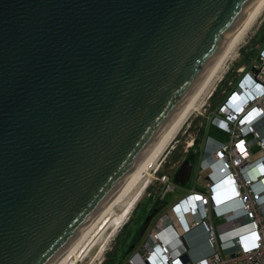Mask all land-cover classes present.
<instances>
[{
  "label": "water",
  "instance_id": "water-1",
  "mask_svg": "<svg viewBox=\"0 0 264 264\" xmlns=\"http://www.w3.org/2000/svg\"><path fill=\"white\" fill-rule=\"evenodd\" d=\"M255 1L0 0V264L52 262Z\"/></svg>",
  "mask_w": 264,
  "mask_h": 264
},
{
  "label": "built area",
  "instance_id": "built-area-1",
  "mask_svg": "<svg viewBox=\"0 0 264 264\" xmlns=\"http://www.w3.org/2000/svg\"><path fill=\"white\" fill-rule=\"evenodd\" d=\"M239 70L235 87L213 117L230 138H206L196 173L202 187L172 204L174 220H156L123 264H264V48L250 68ZM158 180L161 196L172 190L168 174ZM196 227L203 229L209 248L200 257L191 254L190 233Z\"/></svg>",
  "mask_w": 264,
  "mask_h": 264
},
{
  "label": "bare ground",
  "instance_id": "bare-ground-1",
  "mask_svg": "<svg viewBox=\"0 0 264 264\" xmlns=\"http://www.w3.org/2000/svg\"><path fill=\"white\" fill-rule=\"evenodd\" d=\"M263 10L264 0H256L239 27L228 38L225 45L216 55L199 84L173 118L145 149L139 160L101 204L99 209L85 222L67 246L49 264H75L89 251L94 249L98 243L100 247L98 250L99 254L102 253L108 242L109 236L116 234L129 216L141 194H143L142 191L147 181L145 180V184L143 183L140 189L138 188L139 190L128 202L125 209L117 213L115 211L116 206L135 189L145 176L149 175V169L158 157L167 152L172 139L190 113L203 105V101L200 104L199 101L202 100L201 98L206 94L211 83L215 82L217 75L223 69L222 67L226 64L233 52H235L237 45L246 35L253 23L256 22V19ZM209 93L210 91H208V94ZM84 247L85 249L82 251Z\"/></svg>",
  "mask_w": 264,
  "mask_h": 264
},
{
  "label": "rangeland",
  "instance_id": "rangeland-1",
  "mask_svg": "<svg viewBox=\"0 0 264 264\" xmlns=\"http://www.w3.org/2000/svg\"><path fill=\"white\" fill-rule=\"evenodd\" d=\"M263 28H264V10L258 16V18L256 19V22L253 23V25L248 30V32L243 37V39L239 42V44L236 47L235 52H233V54L228 59L226 64L222 67L223 69L217 75L215 82H213L214 84L211 83V86L207 90L206 94L201 98L202 100L199 101V104L202 103V101H203V105L201 107H199L198 109L193 110L190 113V115L187 117V119L184 121V123L182 124V126L177 131L174 138L172 139L171 145H170L169 149L167 150V152L164 155L158 157V159H156V161L153 163V165L149 169V172H150L149 175L145 176L142 179V181L138 183V185L135 187V189H133V191H131L130 194L127 195V197L116 206L115 211L117 213H119L123 209H125L128 202L132 199V197H134V195L137 193V191L143 185L144 181L145 180L147 181V183H146V185L142 191L143 194H141L140 198L136 202V204H135L134 208L132 209V211L130 212L129 216L126 218L125 223L119 228V230L116 232V234L109 236L108 242L105 245L106 252L104 253V255L99 256L100 254H99L98 250L100 247H99V243H98L94 247V249L89 251L84 257H82L79 260V261H81V264H89L92 261H94L96 264V263H98V259H102V263H103V261L107 257V254L113 249L115 239L117 238L118 234L121 233L122 229L127 224L129 219L131 217L136 216L137 213L140 212L141 205H143L145 203V201L150 197V195L148 194V192H151L149 190V188L151 186H153L154 190L152 192L158 191L160 189L161 183L159 182L158 177H160V174L162 175V173H159L162 169L161 167L170 158L171 153L179 148V146H180L179 144L183 140L190 143L192 141V137L196 136L197 133H202L201 129H202V127H204V125L206 126V129H205V137L203 138V141L208 137L212 140L219 141V142H226L229 140L230 133L228 131H226L220 124H218L217 122H214V119H213V117L216 115L215 114L217 112L216 110L224 102L226 93H224V95L222 96L223 101L219 104L218 108L213 109V110L211 109V102H210V98L208 95L211 93V91L213 94V92L217 88V85H219V83H221V75L224 76L228 71H229V74L234 71L236 74L231 76V78L229 80L230 81L229 83H231L233 81L234 77L238 76V74L240 73L239 68L241 66L244 65L246 68L251 67V65L253 64V62L257 56L256 53H255V56L250 61L241 60L242 64H240V59L242 58V51L246 52L253 45L256 38H258L257 37L258 33H260L263 30ZM255 47H257V49H258V51H256V52L258 54H260L261 50L264 48V42L263 43L262 42L257 43L255 45ZM208 91H210L209 94H208ZM212 94L210 95V97L212 96ZM204 145H205V143H204ZM204 145H203V148H204ZM183 148H186L185 144H184ZM201 156H202L201 151H199L198 153L195 154L194 172L197 171V169L199 167L198 165L200 164ZM154 169H156V172H154ZM163 173L168 174L167 172H163ZM172 184L175 186L174 190L167 191L165 194V197H164V200L168 202V206L174 204L178 199L182 198L188 192V189H190L191 187H194V185L197 188L202 187V183H201V185H199V182L196 180V175H194L191 178V181L189 182L187 187H182V186L176 185L174 183H172ZM158 185L160 186L159 188H157ZM171 217L174 220V216L171 215ZM218 222L219 221H215L214 225L217 224ZM139 223H137V226L139 225ZM175 225H177L178 230L181 229L180 226L178 225V223H175ZM138 229H139L138 227H135V229L133 231L134 232L133 235H129L126 239H124L126 241H124V240L122 241L123 242L122 245H124V246L122 247V250L120 251V253H118L116 255V257H115L116 259L114 261V264H123L126 257H127V254H128V248L131 245L133 247L138 246L139 243H141V241L144 239L145 233L138 234L137 233ZM126 232L127 231L123 232L124 234H123L122 238H125L127 236L125 234ZM195 235L196 234H192V236H195ZM199 242H200V240H197V239L193 242V245L196 246V248L194 249V254L192 253L193 257L196 256V252H198V250H199V247H197V244ZM84 249H85V247L82 249V251ZM78 264H79V262H78Z\"/></svg>",
  "mask_w": 264,
  "mask_h": 264
},
{
  "label": "flooded vegetation",
  "instance_id": "flooded-vegetation-1",
  "mask_svg": "<svg viewBox=\"0 0 264 264\" xmlns=\"http://www.w3.org/2000/svg\"><path fill=\"white\" fill-rule=\"evenodd\" d=\"M202 129H203L202 133H197L196 136L192 137V141L190 143L183 140L179 144L180 146L178 149H176L172 153L170 152L171 153L170 158L161 167L162 168L161 171L165 170V172H167L169 175V184L172 187V190H174L175 188V186L172 183L176 184L174 182L175 174L179 170V168L181 167L182 163L185 160H189L192 163V170H191V174H190L187 186L189 182L191 181V178L196 174V171L194 172V157H195V154L198 153L199 151L203 152V144H204L203 138L205 137L206 126L204 125V128L202 127ZM184 144L186 145V148H183ZM159 187L160 186L158 185L157 188ZM191 189L192 188L188 189V191H190ZM148 194L150 195V197L145 201L143 205H141L140 212L137 213L136 216L131 217L129 221L127 222V224L122 229V231H127L125 233L127 235L125 238H127L129 235H133L134 233L133 231L135 227L139 228L137 232L138 234H141V233L146 234L150 230V228L153 226V224L156 222V220H158L161 216H164L168 218L169 220H172V217L169 211L172 205L168 206V202L164 200L166 192L163 196L160 195L159 197L154 196L151 192H148ZM157 209H158L157 213L152 215L153 211ZM148 216H151V218L146 220ZM137 223H139L138 226H137ZM125 238H121L122 241Z\"/></svg>",
  "mask_w": 264,
  "mask_h": 264
},
{
  "label": "trees",
  "instance_id": "trees-1",
  "mask_svg": "<svg viewBox=\"0 0 264 264\" xmlns=\"http://www.w3.org/2000/svg\"><path fill=\"white\" fill-rule=\"evenodd\" d=\"M258 38H256V40L254 41L253 45L246 51H242V58L240 59V64L241 63V60H246V61H250L254 56H255V53L256 55H258V53L256 51H258L257 47H255V45L257 43H260V42H264V28L263 30L258 33L257 35ZM236 73L233 71L232 73L229 74V71L224 75V78L221 80V83H219V85H217V88L216 90L213 92L212 96L210 97V102H211V109H217L219 104L223 101V98L222 96L224 95V93H227L229 92L232 88L235 87L236 83H237V80H238V76H235L233 81L231 83H229L230 81V78L231 76L235 75ZM204 128V127H203ZM203 131V129H202ZM175 158V156H174ZM165 171H160L159 173H163ZM149 190L152 192L154 190L153 186H151L149 188ZM152 194L156 197H159L160 196V192L159 190L158 191H155V192H152ZM124 231H121L120 234H118L117 238H116V241L114 243V246H113V249L107 254V257L106 259L103 261L102 264H114V261H115V257L118 253H120V251L122 250V247L124 245H122L123 242L122 241V236H123V233ZM126 239V238H125ZM126 241V240H124Z\"/></svg>",
  "mask_w": 264,
  "mask_h": 264
},
{
  "label": "crops",
  "instance_id": "crops-1",
  "mask_svg": "<svg viewBox=\"0 0 264 264\" xmlns=\"http://www.w3.org/2000/svg\"><path fill=\"white\" fill-rule=\"evenodd\" d=\"M206 141V139L203 141V143ZM204 145V144H203ZM203 152H202V156H201V160H203ZM200 160V161H201ZM199 166V165H198ZM197 173V171H196ZM196 175V174H195ZM199 182V181H198ZM201 184V181L199 182V185ZM191 188H197L195 185L194 187H191ZM192 234H196L195 236H192ZM190 238L192 239V241L194 242L196 239L197 240H200V242L197 244V247H199V250L198 252H196V256L195 257H200L204 254H208L209 252V248L207 246V244L205 243V234H204V231L201 227H196L194 229V231L192 233H190ZM196 248V246H195ZM194 248V249H195ZM194 254V250L191 252V254Z\"/></svg>",
  "mask_w": 264,
  "mask_h": 264
}]
</instances>
